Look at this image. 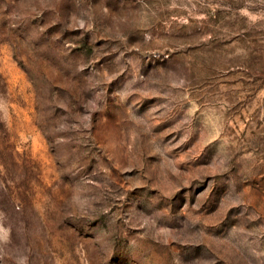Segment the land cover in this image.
<instances>
[{
	"label": "rangeland",
	"instance_id": "374dc122",
	"mask_svg": "<svg viewBox=\"0 0 264 264\" xmlns=\"http://www.w3.org/2000/svg\"><path fill=\"white\" fill-rule=\"evenodd\" d=\"M0 264H264V0H0Z\"/></svg>",
	"mask_w": 264,
	"mask_h": 264
}]
</instances>
